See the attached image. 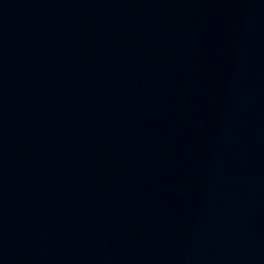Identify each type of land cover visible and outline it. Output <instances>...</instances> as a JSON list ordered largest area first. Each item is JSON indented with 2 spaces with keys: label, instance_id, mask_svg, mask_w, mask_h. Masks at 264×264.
Here are the masks:
<instances>
[{
  "label": "water",
  "instance_id": "water-1",
  "mask_svg": "<svg viewBox=\"0 0 264 264\" xmlns=\"http://www.w3.org/2000/svg\"><path fill=\"white\" fill-rule=\"evenodd\" d=\"M0 264H264V0H0Z\"/></svg>",
  "mask_w": 264,
  "mask_h": 264
}]
</instances>
